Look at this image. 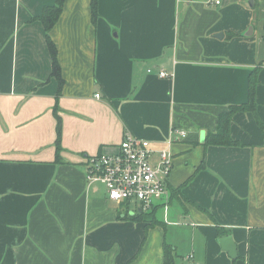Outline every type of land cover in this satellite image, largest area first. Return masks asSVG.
Returning <instances> with one entry per match:
<instances>
[{
	"label": "crops",
	"instance_id": "0c3cea01",
	"mask_svg": "<svg viewBox=\"0 0 264 264\" xmlns=\"http://www.w3.org/2000/svg\"><path fill=\"white\" fill-rule=\"evenodd\" d=\"M54 2L0 0V264H164L165 244L175 264H264V0H98L95 23L90 0H64L48 31L61 82L38 19ZM256 66L262 125L236 112L242 145H205ZM126 134L153 164L170 153L147 209L86 181V158ZM140 209L156 223L124 217Z\"/></svg>",
	"mask_w": 264,
	"mask_h": 264
},
{
	"label": "built area",
	"instance_id": "2783aa9c",
	"mask_svg": "<svg viewBox=\"0 0 264 264\" xmlns=\"http://www.w3.org/2000/svg\"><path fill=\"white\" fill-rule=\"evenodd\" d=\"M209 2L219 5L221 0ZM157 74L162 78L170 77L164 70H159ZM95 97L99 94L96 93ZM180 136L183 138L185 134ZM151 154L147 140L126 134L114 151H103L86 158V181L89 185L102 184L108 199L135 202L147 209L155 200L166 195L171 168L168 150L158 151L155 164L151 162Z\"/></svg>",
	"mask_w": 264,
	"mask_h": 264
},
{
	"label": "trees",
	"instance_id": "16d2710c",
	"mask_svg": "<svg viewBox=\"0 0 264 264\" xmlns=\"http://www.w3.org/2000/svg\"><path fill=\"white\" fill-rule=\"evenodd\" d=\"M64 0H55L54 4L51 6H45L42 9V12L38 19L42 22L44 29L47 33L46 40L49 51L52 55V74L55 75L61 82V77L59 73V66L56 61V51L53 42L48 36V31L55 24L58 19ZM90 17L92 23L96 22L98 18V0H90ZM259 66H256L250 73L248 78V101L244 104H232L228 106V109L218 115L217 126L214 132L207 133L205 136V145H222V146H239L242 145L241 142L235 140L230 135V123L232 116L236 112H251L256 120V122L262 125L256 114V98H255V88L257 83V73ZM130 218L133 221H142L149 224L156 223L155 219L151 216L150 213H145L143 209H140L133 213V215H128L125 213L124 217ZM215 222V220H213ZM216 223V222H215ZM214 223V224H215ZM218 235L224 234V231L221 228H217ZM174 248L170 245L165 244L163 246V255H164V264H175L176 253Z\"/></svg>",
	"mask_w": 264,
	"mask_h": 264
},
{
	"label": "water",
	"instance_id": "95a60500",
	"mask_svg": "<svg viewBox=\"0 0 264 264\" xmlns=\"http://www.w3.org/2000/svg\"><path fill=\"white\" fill-rule=\"evenodd\" d=\"M190 1V0H188ZM218 243L225 250L228 255L233 259L236 258V245L234 244L230 235L222 236L218 239Z\"/></svg>",
	"mask_w": 264,
	"mask_h": 264
}]
</instances>
